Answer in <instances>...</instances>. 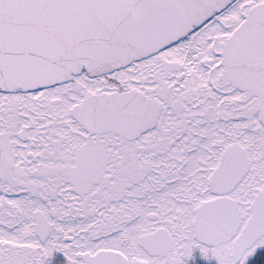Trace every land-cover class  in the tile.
Here are the masks:
<instances>
[{
    "label": "snow or ice",
    "instance_id": "obj_1",
    "mask_svg": "<svg viewBox=\"0 0 264 264\" xmlns=\"http://www.w3.org/2000/svg\"><path fill=\"white\" fill-rule=\"evenodd\" d=\"M0 264H264V0H0Z\"/></svg>",
    "mask_w": 264,
    "mask_h": 264
}]
</instances>
